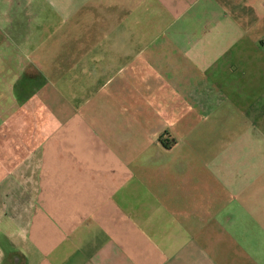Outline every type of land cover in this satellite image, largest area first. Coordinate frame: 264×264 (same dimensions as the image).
I'll return each mask as SVG.
<instances>
[{"label":"crops","instance_id":"obj_1","mask_svg":"<svg viewBox=\"0 0 264 264\" xmlns=\"http://www.w3.org/2000/svg\"><path fill=\"white\" fill-rule=\"evenodd\" d=\"M0 264H264V0H0Z\"/></svg>","mask_w":264,"mask_h":264}]
</instances>
